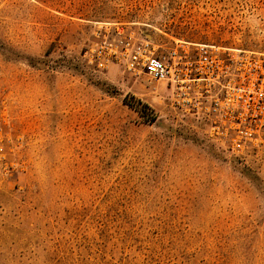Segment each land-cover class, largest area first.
Segmentation results:
<instances>
[{
  "label": "rangeland",
  "instance_id": "obj_1",
  "mask_svg": "<svg viewBox=\"0 0 264 264\" xmlns=\"http://www.w3.org/2000/svg\"><path fill=\"white\" fill-rule=\"evenodd\" d=\"M116 29L264 53V0H0V264H264V143L91 61Z\"/></svg>",
  "mask_w": 264,
  "mask_h": 264
},
{
  "label": "built area",
  "instance_id": "obj_2",
  "mask_svg": "<svg viewBox=\"0 0 264 264\" xmlns=\"http://www.w3.org/2000/svg\"><path fill=\"white\" fill-rule=\"evenodd\" d=\"M121 34L97 33L89 59L162 82L173 107L221 128L233 148L264 143V53L181 41L159 49L146 37Z\"/></svg>",
  "mask_w": 264,
  "mask_h": 264
},
{
  "label": "trees",
  "instance_id": "obj_3",
  "mask_svg": "<svg viewBox=\"0 0 264 264\" xmlns=\"http://www.w3.org/2000/svg\"><path fill=\"white\" fill-rule=\"evenodd\" d=\"M145 108H146V107H143V108H142V111L145 110Z\"/></svg>",
  "mask_w": 264,
  "mask_h": 264
}]
</instances>
